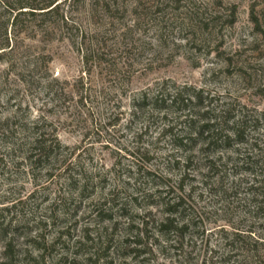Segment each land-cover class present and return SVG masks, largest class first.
Here are the masks:
<instances>
[{"label": "rangeland", "instance_id": "rangeland-1", "mask_svg": "<svg viewBox=\"0 0 264 264\" xmlns=\"http://www.w3.org/2000/svg\"><path fill=\"white\" fill-rule=\"evenodd\" d=\"M56 4L0 0V264H264V0Z\"/></svg>", "mask_w": 264, "mask_h": 264}, {"label": "trees", "instance_id": "trees-1", "mask_svg": "<svg viewBox=\"0 0 264 264\" xmlns=\"http://www.w3.org/2000/svg\"><path fill=\"white\" fill-rule=\"evenodd\" d=\"M15 5L14 8L9 10V14H15L13 19H17L18 16H26V15H35L36 11H39L42 15H47L50 12H53L55 7H57L58 0H42L41 3H35L36 0L24 1V0H14ZM4 34H6V29L4 30ZM7 43V42H6ZM1 50V48H0ZM175 101V98H174ZM217 130L215 129V125L213 123H208L207 121H202L201 124L198 125L195 136L206 143H210L211 137L215 135ZM169 214L175 212L174 206L167 209Z\"/></svg>", "mask_w": 264, "mask_h": 264}, {"label": "built area", "instance_id": "built-area-1", "mask_svg": "<svg viewBox=\"0 0 264 264\" xmlns=\"http://www.w3.org/2000/svg\"><path fill=\"white\" fill-rule=\"evenodd\" d=\"M54 74H55V75H58V72H55Z\"/></svg>", "mask_w": 264, "mask_h": 264}]
</instances>
